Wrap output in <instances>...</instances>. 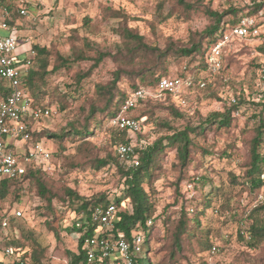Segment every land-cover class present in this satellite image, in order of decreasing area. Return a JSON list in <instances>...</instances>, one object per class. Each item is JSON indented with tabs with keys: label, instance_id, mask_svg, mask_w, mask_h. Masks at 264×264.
Returning <instances> with one entry per match:
<instances>
[{
	"label": "rangeland",
	"instance_id": "obj_1",
	"mask_svg": "<svg viewBox=\"0 0 264 264\" xmlns=\"http://www.w3.org/2000/svg\"><path fill=\"white\" fill-rule=\"evenodd\" d=\"M183 1L185 5L180 4L179 0H35L30 8L29 17L20 21L25 39H30L33 46L55 48L64 57L70 56L73 49L84 50L87 55V60L75 66L71 72L48 77V86L53 95L42 97L38 102L50 106L53 115L39 123L37 131L60 133L73 120H79L82 124L85 111L92 105L102 106L103 101L95 93V85H108L114 81L115 73L129 71V68L121 63L120 55L116 54L121 44V27H128L144 36L145 42L150 46L158 47L162 51H177L191 47L194 41L201 38L212 23L209 11L224 13L230 8H236L242 15H246L255 7V3L264 2V0ZM115 13L125 15L126 19L115 16ZM229 18L230 16H227L226 20ZM258 21L263 27L262 35L236 40L226 47L223 52L227 56L224 63L225 72L220 77L212 79L208 91H192L185 99L186 103H181L189 114L185 119L174 117L163 108L167 107L166 104L153 103L151 106L154 112L153 119L147 120L143 116L151 109L148 106L131 111L130 117L138 118L140 121L142 117L145 118L140 133L132 134V142L136 145L139 143L153 145L160 138L172 135L173 132L159 126L164 121L169 122L176 130L198 127L210 114L225 112L228 102H221L219 96L230 99L243 90V93L253 97L262 88L256 64L263 61L258 47L264 43V11L259 13ZM86 22L89 23L88 26ZM83 39H88L98 50L108 52L111 57L87 78L84 89L76 90L75 75L81 71L88 72L93 65L92 59L96 56L95 51H89L85 46ZM187 62L188 58L177 60L172 57L167 65L171 74H178L184 70ZM121 75L123 77L117 85L129 92L132 79L122 73ZM221 79L225 85L221 83ZM215 80L216 83L213 84ZM229 82L230 85H227ZM0 83L4 88L8 87V82L1 78ZM60 94L69 95L66 112L59 110ZM254 110L242 107L233 117L229 127L213 126L200 136H193L194 145L191 147L190 161L186 166L179 161L176 147L165 149L163 157L158 162L159 166L154 173L150 190L156 212L151 220L153 229L149 247L144 244L142 246V251L145 252L146 249L152 264H171V261H174L172 264H264V244L251 249L239 237L241 232L249 228V213L260 202V195L264 192L258 195L250 194L242 185L231 183L234 177L242 181L250 158V141L256 126L252 119ZM91 131L88 140L95 146V156L99 159L116 157V146L113 144L111 132L117 131L111 126L110 121ZM42 142L53 153L50 169L46 173L47 179L60 193L69 188L86 199L107 195L111 200L121 194L122 179L115 163L103 169H96L89 162L81 168L72 170L67 168L65 163L73 157L80 160L83 163L81 165L86 163L83 155H76L79 143L68 140L64 145L66 150L61 153L59 144L54 139L45 137ZM203 149L210 154H203ZM222 152L226 154L221 157ZM125 164L131 166V163ZM202 176H207L212 181L204 187L199 184L194 189L193 182L189 181ZM206 198H211L212 202L199 216L200 229L182 251L173 253L171 240L161 218L163 212L168 213L166 217L178 220L182 209H186V212L192 215L194 204L204 203ZM21 199L22 202L18 206L12 203V199L8 200L2 204V210L10 207V210L17 208L23 211V217L15 220L14 225L19 228V233L25 235L32 233L43 247L48 248L44 264H69L67 251L76 250L77 239L66 229L77 221L74 213L77 205L67 206L55 200L53 206H49L45 200L36 197L33 190H27ZM128 208L130 209V206ZM47 222L51 223L53 229L46 224ZM54 230L60 234V239L55 236ZM198 238L208 240L211 249L206 251L199 249ZM213 247L218 249L215 254L212 253ZM1 256L4 258L3 254L0 258Z\"/></svg>",
	"mask_w": 264,
	"mask_h": 264
},
{
	"label": "trees",
	"instance_id": "obj_2",
	"mask_svg": "<svg viewBox=\"0 0 264 264\" xmlns=\"http://www.w3.org/2000/svg\"><path fill=\"white\" fill-rule=\"evenodd\" d=\"M1 3H6L7 0H0ZM179 3L185 5L183 0ZM13 19L11 23L18 19L15 12V4H11ZM186 9H190L186 7ZM264 11V2L255 3L246 15H242L241 11L236 8H230L224 13L218 11H209L208 15L212 19L211 25L201 35L198 41H194L189 48H181L177 51H162L158 47L150 46L145 42L144 36L136 33L128 27H121L120 36L121 44L117 48V53L120 55L121 63L129 68V71H118L115 73L114 81L108 85H95V93L102 98L103 104L101 107L92 105L88 111H85L83 123L79 120H73L68 124V127L63 129L60 133L53 134L46 130L37 131L34 133L33 139L36 142H42L43 138L48 137L58 142L60 151L66 150L65 143L70 140L72 143H79L76 155H83L86 159L84 165L80 160L74 157L65 165L67 168L76 170L92 163V167L96 169H103L108 167L111 163H115L117 170L121 174L122 192L113 200L109 199L107 195L96 196L92 199L80 197L78 193L72 189H64V193L54 188V185L47 179L46 171L41 168H29L27 173L19 179H7L0 177V220L5 219L10 222V231L13 234L12 239L8 240L1 234L3 246H11L17 249L20 258L28 264H44V260L48 253V248L43 247L32 233L25 235L19 233V228L14 225V221L18 220L14 217V212L17 210H10V207L5 211L2 210V204L12 199V203L18 206L22 202V194L27 190H33L36 197L45 200L49 206H53L55 200L67 206H75L74 213L77 221L74 225L66 231L77 239L75 251H67L69 257V264H88L87 254L84 249V242L87 238H117L123 235L128 241H133V236L136 233H142L145 237L144 245L149 247L151 231L153 224L149 223L155 215L156 209L151 200L150 190L152 189V179L155 171L158 168V162L163 157L164 151L168 147H176L179 161L182 165H188L190 161L191 147L194 145L193 136H200L205 130L213 126L217 128H227L230 126L233 117L240 111L242 107L248 109H255L252 113V119L255 121L254 136L250 141V158L242 181L233 178L231 183L242 185L244 190L250 194H260L264 192V90L261 88L257 93L251 97L249 94L243 93V90L236 93L230 99L221 96L218 99L226 103V110L223 113L214 112L210 114L207 119L195 128H186L184 130H176L169 122L164 121L158 123L159 126L165 127L172 135H167L160 138L153 145H144L139 143L136 145L135 151L137 159L140 161L138 167L126 165V162L120 160V157H107L99 159L96 157L95 146L88 140L91 136L93 128H99L106 124V121L116 117L121 110V107L128 100L130 95L140 89H147L151 92V96L141 106H148L151 108L146 111L143 116L146 119H153L154 112L152 110L153 103L166 104L167 109L174 117L178 119H185L187 111L180 102L173 100L171 97L166 99H159L157 95V88L159 81L165 77L179 76L184 79L193 78L198 82L202 76H205L206 81L212 78H217L225 72L224 63H226L227 56L223 53V69L215 76L209 75L208 54L210 53L212 44L221 37L222 33L230 28L239 25L244 17H254L258 19V15ZM116 14V15H115ZM117 17H124L119 13H115ZM227 16H230L226 20ZM126 19V17H124ZM89 23L86 22V26ZM246 39V38H245ZM85 46L89 51H95L96 56L93 60V65L88 72H78L75 77V85L77 89H84L85 81L89 78L93 71L108 58L111 54L102 52L90 42L88 39H83ZM233 40L230 44L234 43ZM36 56L33 59V64L30 68L29 74L23 79L26 88L30 95L36 101L42 97L53 95L48 86V77L57 73H69L74 70L75 66L80 65L87 60V55L84 50L73 49L68 57H64L55 48H47L40 45L33 46ZM258 52L262 56L263 61L256 64L259 69L258 80H261V71L264 68V43L258 47ZM174 57L175 59L188 58L189 62L185 63V70H181L178 74H171L168 67V60ZM117 58V57H115ZM199 59V60H197ZM198 61V62H196ZM196 64L192 66L193 63ZM137 68V69H136ZM184 68V67H183ZM122 74L132 79L130 91L119 88L117 82L123 77ZM91 80V79H90ZM219 82V81H217ZM216 83V80L213 84ZM223 84V79H221ZM211 82L202 91H208ZM225 85V84H223ZM230 85V82L229 84ZM8 89L4 88L0 83V94L6 96ZM192 93V92H191ZM190 94V93H189ZM59 110L60 112L67 111L66 101L69 95H59ZM188 95L184 96V100ZM143 118V117H142ZM137 120H139L137 118ZM144 123V122H143ZM142 125V123H141ZM111 132L113 144L117 147L121 143H130L133 141L132 135L128 132L119 131ZM141 131V130H140ZM137 132L136 134L140 133ZM115 147V152H116ZM60 153V154H61ZM89 153V155H87ZM203 154H210L206 149L202 150ZM226 152H222L221 157L225 156ZM122 163H121V162ZM212 180L207 176L193 179L194 189L202 184L203 187L208 185ZM214 187H212V190ZM218 189V188H217ZM211 190V192H212ZM211 194V193H209ZM212 199L206 198L204 203L194 204L192 208V215L186 212V209L181 210V217L178 220H172L166 217L168 213L163 212L164 225L167 229V235L171 240L173 253L182 251L192 238L195 237L196 231L200 229V215H202L207 208L211 206ZM114 204L117 209L115 221L112 230L103 231L96 220L94 219V211L97 207H107ZM130 206V209L128 208ZM203 206V207H202ZM202 207V208H201ZM53 209V208H52ZM190 212V211H189ZM155 220V219H154ZM248 220L250 226L245 232H241L239 237L244 241L246 246L251 249L259 248L264 244V194L260 195V202L250 211ZM193 221V222H192ZM192 224L189 225V223ZM53 229L51 223H46ZM195 225V227L193 226ZM17 230L18 233H14ZM55 231V236L60 239V234ZM247 234V235H245ZM198 247L202 251L211 249V243L208 240L197 239ZM145 253V254H144ZM152 264L150 257L145 249L141 254L134 255L133 264ZM174 261H171V264Z\"/></svg>",
	"mask_w": 264,
	"mask_h": 264
},
{
	"label": "built area",
	"instance_id": "obj_3",
	"mask_svg": "<svg viewBox=\"0 0 264 264\" xmlns=\"http://www.w3.org/2000/svg\"><path fill=\"white\" fill-rule=\"evenodd\" d=\"M33 2L35 0L0 2V78L8 82V93L6 96H0V177L7 179H19L33 167L47 172L53 159V153L44 146L43 142H36L33 139L38 124L51 117L53 110L50 106L33 99L23 82L29 74L36 52L30 39H25L20 21L29 17ZM11 4H15L14 9L19 16L13 23H11L13 19ZM262 28L257 18L247 16L239 25L224 31L212 44L207 56L209 75L215 77L222 70L223 52L233 40L260 37ZM212 79L206 81L205 76H202L198 82H195L193 78L165 77L159 81L156 96L159 99L171 97L185 104V95L205 89ZM260 83L264 90V68L261 71ZM150 96L151 92L147 89L133 92L121 107L120 113L111 119V126L130 135L139 132L145 118L140 121L130 117L129 113ZM135 148L134 142L121 143L116 147V152L120 159L131 163L133 167H138L140 161L137 159ZM116 214L117 209L114 204L97 207L94 211V219L103 231H108L114 226ZM14 217L20 219L23 217V211L17 209ZM2 233L8 240L13 237L7 219L0 220V235ZM14 233H18L17 230ZM144 240L142 233H136L132 242L123 235L117 238H87L84 242L87 262L88 264H133L134 255L142 252ZM217 252L218 249L213 247L212 253ZM0 253L5 258L0 264H28L20 258L14 247L0 244Z\"/></svg>",
	"mask_w": 264,
	"mask_h": 264
},
{
	"label": "crops",
	"instance_id": "obj_4",
	"mask_svg": "<svg viewBox=\"0 0 264 264\" xmlns=\"http://www.w3.org/2000/svg\"><path fill=\"white\" fill-rule=\"evenodd\" d=\"M2 94H0V96H1ZM0 255H1V253H0ZM2 257V256H1ZM2 261H5V259L2 257V258H0V262H2Z\"/></svg>",
	"mask_w": 264,
	"mask_h": 264
}]
</instances>
